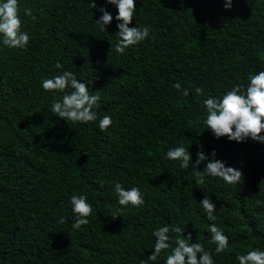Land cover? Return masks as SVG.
Returning a JSON list of instances; mask_svg holds the SVG:
<instances>
[{
	"label": "trees",
	"instance_id": "1",
	"mask_svg": "<svg viewBox=\"0 0 264 264\" xmlns=\"http://www.w3.org/2000/svg\"><path fill=\"white\" fill-rule=\"evenodd\" d=\"M225 2L136 0L129 27L147 25L150 36L119 55L111 47L119 39L115 5L18 0L30 42L9 49L0 37V264H141L154 251L153 229L164 225H180L214 264H239L237 254L264 250V143L216 139L203 124L205 98H220L264 70V0H232L230 9ZM100 7L113 16L104 30L95 22ZM64 70L100 95L96 122L68 125L50 111L53 98L65 93L45 92L42 80ZM175 83L190 94L184 97ZM104 115L112 125L101 132ZM181 143L193 164L198 151L210 160L215 150L243 178L228 185L206 176L197 186L191 165L182 169L164 158ZM116 182L138 187L145 204L121 206ZM205 194L216 205L214 223L229 238L228 254L217 255L209 243L213 222L199 203ZM72 195L92 205L89 223L78 230Z\"/></svg>",
	"mask_w": 264,
	"mask_h": 264
},
{
	"label": "clouds",
	"instance_id": "2",
	"mask_svg": "<svg viewBox=\"0 0 264 264\" xmlns=\"http://www.w3.org/2000/svg\"><path fill=\"white\" fill-rule=\"evenodd\" d=\"M105 3L115 5L117 9L115 19L118 22L116 33L119 39L114 46H111L117 54L123 55L127 49L149 38L151 31L149 26L129 27L136 14V0H105ZM224 7L230 9L232 0H226ZM90 8H96V0H90ZM98 11L102 15L99 19H95V22L104 30L111 24L113 16L105 7H100ZM24 15L30 17L32 21L37 20L31 8H25ZM21 28L18 0H0V37H2L3 46L9 49H26L30 36L26 31H21ZM55 68L63 69V65L57 61ZM247 80L246 85L236 84L220 98L209 95L203 100V107L206 109L203 124L216 139L227 137L228 140L238 143L248 139L264 143V70L255 74L249 73ZM173 87L184 97L190 94L187 89L182 88L180 83H175ZM42 88L45 92L65 93L61 99L53 98L50 111L68 125L69 122L88 124L97 121V112L94 109L100 107L101 97L98 93L90 94L87 84L78 80L72 71L64 70L53 78L43 79ZM68 88L72 89L70 93L65 91ZM194 91L197 95H204V89L201 87H195ZM111 125V116L104 115L99 118L98 129L101 132H106ZM198 147L202 148V145ZM196 155L197 159L193 164L189 149L181 143L178 147L169 148L164 158L179 161L182 169H188L191 165L197 186L205 184L206 176L219 177L228 185L237 184L243 178L241 170L226 167L225 162L216 159L215 150L212 151L210 160L203 151H198ZM204 161H209L206 167L203 170H197V166ZM98 183L103 188L104 181H98ZM113 194L117 197L118 203L124 207L131 206L139 209L145 204L143 193L135 186L126 189L121 183L116 182ZM199 203L207 219L213 222L208 227L211 233L209 243L215 244L214 251L217 255L228 254L229 238L214 223L215 203L206 194ZM260 203L262 201L258 200L257 204ZM70 204L76 217L72 227L78 230L89 223L87 217L92 214V205L88 203L85 195H72ZM63 222L61 219L60 223ZM170 232L185 236L184 229L180 225H164L153 229L152 235L156 238L152 248L154 251L147 260L143 259L141 264H149V262L155 264L162 253H166L164 264H214L212 253L206 251L202 243L192 242L191 234L185 238L180 236L173 238L169 235ZM235 258L239 264H264V250L256 247L247 251L246 254H237Z\"/></svg>",
	"mask_w": 264,
	"mask_h": 264
}]
</instances>
